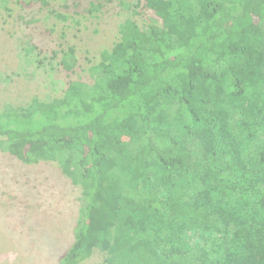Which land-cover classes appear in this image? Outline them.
Wrapping results in <instances>:
<instances>
[{
  "label": "trees",
  "instance_id": "1",
  "mask_svg": "<svg viewBox=\"0 0 264 264\" xmlns=\"http://www.w3.org/2000/svg\"><path fill=\"white\" fill-rule=\"evenodd\" d=\"M112 1L16 3L68 18ZM165 2L163 24L127 15L87 78H72L79 57L64 49L61 96L0 108V151L28 163L48 154L81 187L59 264L91 257L93 242L105 264H229L264 246V0ZM199 76L207 101L195 107ZM245 95L258 100L243 112Z\"/></svg>",
  "mask_w": 264,
  "mask_h": 264
},
{
  "label": "rangeland",
  "instance_id": "2",
  "mask_svg": "<svg viewBox=\"0 0 264 264\" xmlns=\"http://www.w3.org/2000/svg\"><path fill=\"white\" fill-rule=\"evenodd\" d=\"M127 1L132 10L114 0L95 15L68 18L60 17L65 10L57 6L21 9L16 0H8L9 11L0 6V108L6 103L25 105L33 97L61 96L69 78L58 61L70 45L81 65L72 78H87L88 67L101 59V53L115 49L119 25L127 15L142 26L152 19L158 24L166 21L165 0ZM31 43L44 50L28 51ZM189 99L195 107L206 103L201 76ZM256 100V95H245L242 111ZM127 131L133 134L134 127L128 125ZM80 194L81 187L48 154L37 163H28L17 153L0 151V264H59L75 240ZM92 246V256L79 264H105L106 252L94 242ZM229 264H264V246L249 258L232 259Z\"/></svg>",
  "mask_w": 264,
  "mask_h": 264
}]
</instances>
